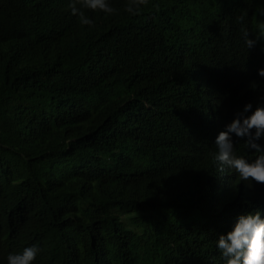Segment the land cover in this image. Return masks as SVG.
<instances>
[{
    "label": "trees",
    "instance_id": "trees-1",
    "mask_svg": "<svg viewBox=\"0 0 264 264\" xmlns=\"http://www.w3.org/2000/svg\"><path fill=\"white\" fill-rule=\"evenodd\" d=\"M181 1L102 15L90 34L60 25L58 2L18 0L27 15L12 7L15 22L0 25V220L44 210L25 236L57 225L60 264H203L202 231L223 222L224 205L251 203L178 192L169 180L174 140L196 130L193 112L216 87V55L242 46L236 17L257 20L264 0ZM211 20L215 35L190 50L192 82L170 78L169 38L187 44ZM251 186L264 197V185ZM66 234L72 252L63 257Z\"/></svg>",
    "mask_w": 264,
    "mask_h": 264
},
{
    "label": "clouds",
    "instance_id": "clouds-1",
    "mask_svg": "<svg viewBox=\"0 0 264 264\" xmlns=\"http://www.w3.org/2000/svg\"><path fill=\"white\" fill-rule=\"evenodd\" d=\"M51 1L53 4L58 2L60 25L74 30L85 28L89 31L92 28L90 34L99 28L97 24L102 15L137 16L143 9L150 8L152 2L165 3L169 7H172L171 2H182ZM12 7L16 8L18 16L27 15L18 0H0V25L3 22L13 25ZM154 7L159 11L158 5ZM256 13L261 16L257 20L246 19L245 14L236 17L242 46L234 47L228 42L224 52L216 55L222 61L213 73L212 83L215 82L216 87L193 112L197 117V128L192 133L186 130L173 142L176 158L169 181L176 191L220 194L225 199H229L226 194L231 193V197L241 196L251 202L239 210L236 203L224 205L218 213L226 214L223 222L202 231L197 243L203 264H264V197L255 200L251 194L261 192L251 186L252 182L264 185V8L257 9ZM174 17L172 14L170 19ZM23 24L15 23L16 26ZM216 29L217 24L211 20L202 30L193 31L187 44L169 38L165 51L172 60L168 65L172 71L170 78L185 75L190 79L194 72L190 50L202 46L203 36L215 35ZM201 84L205 91L212 87L208 78ZM45 217L44 210L40 212L28 207L12 213L8 226L0 220V264H60L54 260L56 237L62 234L56 233L57 225H45L39 233L40 238H29L38 231L33 227L42 223ZM15 229L19 233L14 236ZM26 231H29V237L25 236ZM71 252L72 240L66 234L63 257L71 256Z\"/></svg>",
    "mask_w": 264,
    "mask_h": 264
}]
</instances>
